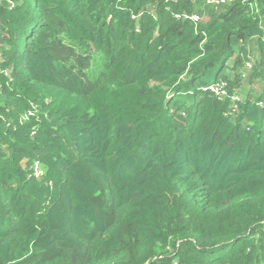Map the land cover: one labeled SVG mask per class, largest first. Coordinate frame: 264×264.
Listing matches in <instances>:
<instances>
[{"label": "trees", "instance_id": "1", "mask_svg": "<svg viewBox=\"0 0 264 264\" xmlns=\"http://www.w3.org/2000/svg\"><path fill=\"white\" fill-rule=\"evenodd\" d=\"M11 1L0 264H264V0Z\"/></svg>", "mask_w": 264, "mask_h": 264}, {"label": "built area", "instance_id": "2", "mask_svg": "<svg viewBox=\"0 0 264 264\" xmlns=\"http://www.w3.org/2000/svg\"><path fill=\"white\" fill-rule=\"evenodd\" d=\"M3 0H0V3ZM234 0H205V3L207 5L218 7L220 5H225V4H229L231 2H233ZM10 1L8 0V3ZM176 18L178 20H182V21H190L192 24H194V26H197L200 23V17L198 15L192 14V15H188V14H177ZM245 66L247 68H249L251 66V62L247 61L245 63ZM204 90L211 92L215 97H217L218 99H226L229 98L232 101H238V97L236 95H230L228 93V91L226 90V83L225 82H219L216 83L214 85H211L207 88H204ZM234 111V110H233Z\"/></svg>", "mask_w": 264, "mask_h": 264}, {"label": "rangeland", "instance_id": "3", "mask_svg": "<svg viewBox=\"0 0 264 264\" xmlns=\"http://www.w3.org/2000/svg\"><path fill=\"white\" fill-rule=\"evenodd\" d=\"M204 18V19H203ZM203 20L202 21H205V20H207V18L206 17H204L203 16ZM253 60H254V57H253V53L250 55V57H248V59L246 60V61H250L251 63L253 62ZM252 66V65H251ZM250 68L251 67H249V68H246V67H244L242 70H241V72L244 74V75H246L247 76V74L250 72ZM247 85L246 84H242V86L241 87H246ZM249 88H251L252 90H254V91H257L258 90V83H257V81H254L253 83H250L249 84ZM50 89H52L55 93H56V95H55V99L56 100H59L60 102H64L65 103V105H66V107L67 108H70V109H73V108H77V107H79L80 106V97L79 96H76V95H74V94H68V93H66V92H57L54 88H50ZM52 95H54V93L52 94ZM47 97V96H46ZM51 99L50 98H48L47 99V101H50ZM21 121H22V117H20V119H19V122L21 123ZM33 133H31L30 135H32Z\"/></svg>", "mask_w": 264, "mask_h": 264}, {"label": "clouds", "instance_id": "4", "mask_svg": "<svg viewBox=\"0 0 264 264\" xmlns=\"http://www.w3.org/2000/svg\"><path fill=\"white\" fill-rule=\"evenodd\" d=\"M5 1H7V4H8V6H10V9L13 7V4H12V1L11 0H9L10 2L8 3V0H3L1 3H0V6L5 2ZM247 62V61H246ZM245 62V63H246ZM252 64V63H251ZM246 67V66H245ZM251 67V66H250ZM247 68V67H246ZM219 82H224V81H219ZM219 82H217V83H219ZM226 90L228 91V85H226ZM228 93L230 94V95H236L237 97H238V94H236V92H235V90L234 91H231V93L228 91ZM226 99H229V98H226ZM238 99H239V97H238ZM221 100H224V99H221ZM231 100V99H230ZM232 101V100H231ZM239 101V100H238ZM238 101H233L234 103H236V102H238Z\"/></svg>", "mask_w": 264, "mask_h": 264}]
</instances>
